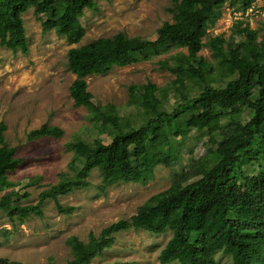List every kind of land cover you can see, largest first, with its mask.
<instances>
[{
  "label": "rangeland",
  "instance_id": "obj_1",
  "mask_svg": "<svg viewBox=\"0 0 264 264\" xmlns=\"http://www.w3.org/2000/svg\"><path fill=\"white\" fill-rule=\"evenodd\" d=\"M176 1L180 0H93L97 11L85 10L79 18L84 36L76 45H69L53 30L43 31L50 14L36 16L29 8L21 15L27 53L0 47V123L5 127L7 147L22 162L5 177L0 198L13 193V203L35 206L42 192L62 181L83 178L87 186L73 188L56 203L45 200L40 217L19 219L0 210V259L19 264H66L72 259L67 243L71 237L87 243L89 234L97 238L106 227L147 209L152 196L168 190L184 176H193L207 162H217L212 154L214 141H219L217 135L228 122H238L232 131L239 135L241 125L250 120L252 111L243 108L208 129H193L197 110L188 102L201 88L191 69H200L205 83L215 88H223L232 78L207 47L192 64L184 60L186 49L167 47L147 61L86 78L94 107L77 106L71 98L75 77L67 69L70 49L118 33L154 41L157 30L164 23H172L168 9ZM239 22L256 32L253 54L264 48V0H254L247 9L240 2L223 5L208 24L203 43L216 37L235 47L244 43L243 36L231 35ZM243 59L253 64L247 54ZM131 87L136 88L133 97ZM169 114L177 115L181 129L175 130L172 124L168 133L169 120H164V130L153 133L152 144L138 162L133 180L105 184L97 169L82 176L96 142L109 144L114 136ZM41 129L42 136L28 140L30 132ZM258 157L260 163L241 156L235 167L249 190L263 176L264 154ZM170 238L169 231L159 235L140 229L119 232L88 264H160L159 254ZM214 260V264H231L230 257L222 252Z\"/></svg>",
  "mask_w": 264,
  "mask_h": 264
},
{
  "label": "trees",
  "instance_id": "obj_2",
  "mask_svg": "<svg viewBox=\"0 0 264 264\" xmlns=\"http://www.w3.org/2000/svg\"><path fill=\"white\" fill-rule=\"evenodd\" d=\"M254 0H180L168 9L172 23H164L157 30L154 41L128 38L118 33L112 38H100L67 52V69L75 77L70 96L77 106L94 107L87 91L86 78L105 75L113 67L131 66L158 55L159 49L173 47L186 49L184 60L192 64L198 53L207 47L211 57L226 68L228 80L223 88L205 83L200 69L190 74L200 82L201 92L189 101L197 110L193 129L203 131L215 121L252 111L250 120L241 125V133H233L236 123L228 122L219 134L213 153L217 159L191 177L184 176L168 190L152 196L148 208H141L129 220H121L103 229L96 238L89 234L87 243L75 237L68 240L72 259L66 264H88L103 249L113 243V235L129 229H140L154 235L171 233V238L159 254L160 264H214L218 252L228 255L231 264H264V172L249 190L238 174V160L245 156L249 162L260 163L258 154H264V48L253 54L256 32L239 22L232 36H243L245 42L236 47L221 37L205 44L207 26L225 4L240 2L247 9ZM0 47L12 52L27 53V44L21 15L33 8L36 16L50 14L43 23V31L53 30L69 45L78 44L84 36L79 18L85 10L97 11L93 0H0ZM264 38V35H263ZM252 57L248 64L244 55ZM155 90L153 86H150ZM143 88V87H142ZM135 87L130 88L133 97ZM187 104V105H188ZM176 114L159 115L139 129L114 136L109 144L96 142L85 160L82 176L97 169L105 184L133 180L140 159L152 144L153 133L164 130V120L170 133L172 124L180 130ZM114 126V125H113ZM4 125L0 123V192L4 179L20 166L21 160L7 147ZM43 129L32 131L28 140L38 139ZM194 180H191L193 179ZM82 179V180H81ZM75 182L62 181L40 194L35 206L21 207L13 203V193L0 198V210L19 219L30 215L41 216V204L75 187H85L81 178ZM191 180V181H190ZM0 264H19L0 259Z\"/></svg>",
  "mask_w": 264,
  "mask_h": 264
}]
</instances>
